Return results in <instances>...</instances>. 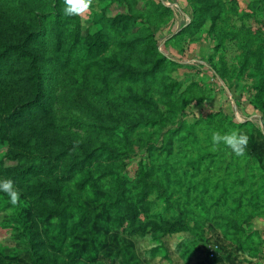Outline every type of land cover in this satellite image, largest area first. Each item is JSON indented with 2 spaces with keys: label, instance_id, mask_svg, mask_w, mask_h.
Wrapping results in <instances>:
<instances>
[{
  "label": "rangeland",
  "instance_id": "374dc122",
  "mask_svg": "<svg viewBox=\"0 0 264 264\" xmlns=\"http://www.w3.org/2000/svg\"><path fill=\"white\" fill-rule=\"evenodd\" d=\"M37 3L48 9L44 0H0V16L22 25ZM193 7L204 15L199 27L191 24ZM131 15L135 23L123 30L118 18ZM77 17L82 37L103 31L119 42L151 31L175 64L164 65L148 84L119 83L113 76L109 87L93 74L62 72L51 121L23 119L30 150L0 144V179L13 180L8 170L32 166L17 153L47 156L75 134L94 148L112 139L121 157L104 154L101 163L112 164L122 184L99 196L114 195L126 209L129 197L142 195L150 211L138 207L134 221L113 223L112 210H87L93 198L75 190L82 177L66 175L58 189L48 177L14 179L17 205L0 192V264H264V114L256 107L264 109V97L249 73L236 76L247 47H264V0H92ZM115 46L131 59L141 50ZM142 98L153 100L157 112L139 107ZM155 121L160 125L152 127ZM233 130L249 138L243 156L213 145V133ZM47 205L70 208L61 221L45 213ZM96 216L99 224L90 225Z\"/></svg>",
  "mask_w": 264,
  "mask_h": 264
},
{
  "label": "trees",
  "instance_id": "16d2710c",
  "mask_svg": "<svg viewBox=\"0 0 264 264\" xmlns=\"http://www.w3.org/2000/svg\"><path fill=\"white\" fill-rule=\"evenodd\" d=\"M47 10H43L37 3V7L31 11V17L21 21L22 25H17L8 17L0 16V144L5 142H17L23 148L30 150L29 141L23 138L24 118L39 116V119L51 121L50 115L53 114L55 103L56 86L55 82L62 72H69V75L83 77V73L88 77L90 74L97 76L106 87H109L113 76H117L119 83H145L149 80H156L161 68L166 64H175L164 57L159 51V43L151 31L139 34L136 33L131 39H121L122 45H127L130 50H136L137 58L131 59L123 56L121 49L116 47L118 41L111 42L110 36L103 31L94 36L82 37L79 28L80 19L76 15L69 16L64 12L65 0H44ZM36 10V11H35ZM133 13V12H132ZM221 11L220 14H223ZM195 16L194 24L196 27L204 21V15H198L193 7ZM197 16V18H196ZM136 16H120L119 26L135 23ZM215 20V19H214ZM216 21V20H215ZM217 22V21H216ZM203 24V23H202ZM215 27V22L213 24ZM249 32L250 30H245ZM251 40L261 41L259 34L248 33ZM79 36V37H78ZM55 42L52 44V40ZM264 41L260 42L263 43ZM111 45L117 50H113L112 55H107ZM55 47V49H51ZM241 59V71L237 73V80L242 79L245 73H249L250 78L256 80L254 88L259 90V95L264 97V47L250 51ZM130 50L127 49V52ZM245 50L243 51V53ZM258 94V93H257ZM153 100L142 98L137 99L136 104L141 107H154ZM258 110L264 114V109L256 105ZM150 123L145 124V126ZM160 122L151 123L152 127L159 126ZM94 131H102L106 127H93ZM9 133L10 136H4ZM59 144V143H58ZM57 144V145H58ZM92 142H85L78 135L68 137V141L57 152L50 151L49 154H38L33 159L26 153H17L15 158H26L32 161V166L27 171L19 169L8 170L7 173L14 179H28L36 177L39 180L51 178L55 181L51 187L58 189V180L66 175L71 177L83 178L81 187L75 186L77 192L88 193L93 198L94 207H88V211L98 214V209L112 210L113 223L124 222L126 219L134 221L140 214L138 207L144 213H149V203L140 200L142 195H137L133 200H116L110 195L100 197L106 189L109 192H116L121 187L122 179L119 183L120 175L115 168L110 166L103 167L101 156L109 155L113 158H120V151L114 140L110 139L99 147H91ZM21 152V151H19ZM54 156V157H52ZM97 160L95 166L87 165ZM101 174V178L94 179V175ZM104 182V185L99 184ZM50 184V183H49ZM107 191V190H106ZM46 195V192H44ZM115 194V193H114ZM55 200L56 196L53 197ZM139 198V200H137ZM139 201V202H138ZM69 203L63 201L61 204ZM49 208L45 213L52 217H57L63 221V213L67 208L60 211L56 207L47 205ZM124 208V209H123ZM128 212V214L125 212ZM127 214V215H126ZM67 216V215H66ZM99 218H94L95 226L99 224ZM54 219V218H53ZM68 217H66V222ZM56 221V220H55ZM65 224V223H64ZM66 225V224H65Z\"/></svg>",
  "mask_w": 264,
  "mask_h": 264
},
{
  "label": "clouds",
  "instance_id": "9594fccd",
  "mask_svg": "<svg viewBox=\"0 0 264 264\" xmlns=\"http://www.w3.org/2000/svg\"><path fill=\"white\" fill-rule=\"evenodd\" d=\"M91 3L92 0H65L66 6L64 12L69 16H78L87 12L91 6ZM212 142L214 146L220 144L225 145L227 148L231 149V151L236 156H243L245 154L249 138L247 135L237 130H233L223 135L218 132L213 133ZM0 192L7 195L9 202L13 206L17 205L20 198V193L13 180L0 179Z\"/></svg>",
  "mask_w": 264,
  "mask_h": 264
}]
</instances>
